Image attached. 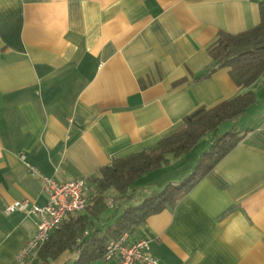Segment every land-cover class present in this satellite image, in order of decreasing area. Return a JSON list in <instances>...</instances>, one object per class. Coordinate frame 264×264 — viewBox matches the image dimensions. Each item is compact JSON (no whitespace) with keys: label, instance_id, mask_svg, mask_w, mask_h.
<instances>
[{"label":"crops","instance_id":"1","mask_svg":"<svg viewBox=\"0 0 264 264\" xmlns=\"http://www.w3.org/2000/svg\"><path fill=\"white\" fill-rule=\"evenodd\" d=\"M259 1L0 0V264H39L38 251L14 261L37 218L3 210L47 202L29 166L58 183L85 179L90 202L99 167L156 147L189 112L246 91L256 104L230 128L242 139L128 239H148L160 264H264L263 77L238 87L228 68L209 72L217 34L258 24ZM136 181L134 200L155 190L136 195Z\"/></svg>","mask_w":264,"mask_h":264},{"label":"trees","instance_id":"2","mask_svg":"<svg viewBox=\"0 0 264 264\" xmlns=\"http://www.w3.org/2000/svg\"><path fill=\"white\" fill-rule=\"evenodd\" d=\"M258 8V24L236 34L219 32L209 49L212 58L209 72L228 68L229 76L238 87H247L259 77H263L264 83V0L259 1ZM254 97L252 91H246L209 108L198 107L185 115L180 126L160 139L156 147L113 158L105 167H99L90 180L93 193L85 212L69 215L50 233L48 241L37 252L39 264H50L49 260L58 258L65 251L74 256L63 264H90L101 260L108 243L118 239L123 232L133 231L147 216L178 202L244 134L232 129L215 137L184 179L170 182L161 190H153L141 200H134L129 191L142 174L165 163L166 155L181 156L221 123L236 122L256 104ZM110 188L115 189L123 201L134 202L122 208L112 221L100 222L99 214L111 204L105 194Z\"/></svg>","mask_w":264,"mask_h":264},{"label":"built area","instance_id":"3","mask_svg":"<svg viewBox=\"0 0 264 264\" xmlns=\"http://www.w3.org/2000/svg\"><path fill=\"white\" fill-rule=\"evenodd\" d=\"M28 171L38 176L44 183L47 202L42 206L31 203L27 199L14 200L3 209L6 214L18 210L28 212L37 218L35 232L19 247L15 255L16 263L32 257L40 246L48 241L50 233L63 219L83 211L90 200L85 179L74 178L58 183L53 178L41 175L31 166ZM128 234L123 232L118 239L108 243L102 256L104 261L114 260V264H160L158 258L151 255L148 239L140 238L130 241Z\"/></svg>","mask_w":264,"mask_h":264},{"label":"rangeland","instance_id":"4","mask_svg":"<svg viewBox=\"0 0 264 264\" xmlns=\"http://www.w3.org/2000/svg\"><path fill=\"white\" fill-rule=\"evenodd\" d=\"M249 112L250 111L248 110V112L243 114L236 120V122L230 123L226 121L221 123L217 129L206 133L203 137H200L194 148L188 150V152L178 157H171L168 161L161 164L160 167L142 174L139 178H137L134 185V189L136 190L134 192H136V195L139 194V191H143L144 189H155L156 191L161 190L165 187V185L173 182L174 180L177 181L178 179L179 181L186 178V176H188L195 168L196 162H198L203 150L209 148L210 144L216 139L215 137L229 131L231 127L240 128L249 117ZM131 190L132 189H130L129 192H131ZM88 192H90L89 189ZM105 194L111 204H109L110 207H107L99 214L98 219H100V222L112 221V217L120 213L121 209L124 207V201L119 198V193H117L115 189L111 188V191L107 190ZM68 254L69 252L67 251L61 253L58 258L50 260V264H61L62 261L67 258ZM33 263L37 264V261H34Z\"/></svg>","mask_w":264,"mask_h":264}]
</instances>
